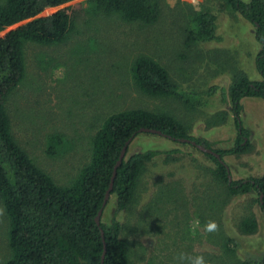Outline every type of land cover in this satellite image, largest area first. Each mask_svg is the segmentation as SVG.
<instances>
[{
  "label": "rangeland",
  "instance_id": "374dc122",
  "mask_svg": "<svg viewBox=\"0 0 264 264\" xmlns=\"http://www.w3.org/2000/svg\"><path fill=\"white\" fill-rule=\"evenodd\" d=\"M61 7L69 12L70 37L51 45L26 42V77L6 101L15 139L57 184L69 185L77 176L89 159L93 135L118 110H165L212 148L233 146L236 128L228 96L232 71L239 68L250 79L260 78L254 63L259 45L253 25L224 0H160L158 18L151 24L124 21L90 0H70ZM198 10L216 14L219 40L186 44V28L193 26L191 15ZM139 54L156 59L184 89L205 93L211 85L222 86L226 102L220 101V89L204 108L196 109L141 93L130 70ZM241 103L250 145L224 157L235 180L264 175V102L244 97ZM221 113L225 119L219 122ZM52 133L62 134L63 143L55 155H48L46 139ZM147 149L158 154L138 177L132 203L118 211L111 194L102 216L107 224L113 219L122 223L128 264H176L180 252L203 254L209 264H244L247 258L264 257V216L255 195L226 194L211 177L214 161L189 142L141 133L129 147L131 153ZM170 149L180 152L164 153ZM245 217L257 221L254 231L241 229ZM209 221L217 224L215 232H206ZM7 231L0 201V264L10 256Z\"/></svg>",
  "mask_w": 264,
  "mask_h": 264
},
{
  "label": "trees",
  "instance_id": "16d2710c",
  "mask_svg": "<svg viewBox=\"0 0 264 264\" xmlns=\"http://www.w3.org/2000/svg\"><path fill=\"white\" fill-rule=\"evenodd\" d=\"M70 0H0V201L8 219L7 239L10 256L4 264H128L129 243L121 235L122 223L103 221L106 192L112 181L114 166L123 147V159L116 169L110 194L116 195L117 210L127 209L133 201L138 177L147 162L158 151H129L141 128L161 131L166 138L183 142L194 140L210 148L206 153L215 163L210 170L214 182L221 184L229 196L255 195L264 216V175L232 179L224 157L245 152L249 131L244 127L241 100L257 97L264 102V0H224L254 27L259 48L254 63L260 78L250 79L242 69L234 68L228 87L230 110L236 136L230 148L215 149L203 137L192 136L186 125L165 110L144 108L123 109L108 114L95 132L88 161L69 185H59L20 146L11 131L6 108L8 96L26 77L23 46L26 42L42 45L66 41L73 30L66 7ZM93 4L124 21L154 23L159 14L160 0H90ZM57 9L44 13L46 9ZM193 26L186 28V44L219 40L217 16L210 10L194 11ZM15 25V26H14ZM13 26V27H12ZM137 89L155 98L179 100L190 109L204 108L206 99L220 89L221 102H226L225 88L211 85L205 93L182 88L167 69L149 55L139 54L130 67ZM225 114L217 116L223 121ZM63 143V135L47 136L45 152L55 155ZM170 149L166 154L178 153ZM213 202V201H212ZM209 202V205L212 203ZM101 210L100 222L96 217ZM241 229L252 232L257 221L245 217ZM103 232V233H102ZM103 262L101 256L104 249ZM244 264H264V257L247 258Z\"/></svg>",
  "mask_w": 264,
  "mask_h": 264
},
{
  "label": "water",
  "instance_id": "95a60500",
  "mask_svg": "<svg viewBox=\"0 0 264 264\" xmlns=\"http://www.w3.org/2000/svg\"><path fill=\"white\" fill-rule=\"evenodd\" d=\"M141 131H144V132H151V133H156V134L163 135V134L161 133V131L156 130V129H151V128H141ZM182 141L189 142V143L195 145L197 148H199L200 150H202V151H204V152H206V153H209V154H213V155H215V156H218L217 153H214L210 148H206V147H204L203 145L196 143L194 140L182 139ZM125 150H126V148L123 147V149H122V151H121V153H120V156H119V158H118V160H117V162H116V164H115V166H114L113 174H112V181H111V184H110V186H109V188H108V190H107V192H106V195H105V199H104L103 205H105L106 202H107V199H108V197H109L110 190H111V187H112V182H113V179H114V177H115V175H116V169H117L118 165H120V163H121V161H122V159H123V156H124V154H125ZM100 215H101V210L99 211V213H98V215H97V217H96V221H97V223L100 222ZM102 233H103V232H102ZM105 251H106V247H105V242H104V249H103V253H102V256H101V261H102V262H103V258H104V253H105Z\"/></svg>",
  "mask_w": 264,
  "mask_h": 264
},
{
  "label": "clouds",
  "instance_id": "9594fccd",
  "mask_svg": "<svg viewBox=\"0 0 264 264\" xmlns=\"http://www.w3.org/2000/svg\"><path fill=\"white\" fill-rule=\"evenodd\" d=\"M215 221H209L206 225V232L212 233L217 230ZM176 264H209L203 254H188L180 252L175 257Z\"/></svg>",
  "mask_w": 264,
  "mask_h": 264
}]
</instances>
